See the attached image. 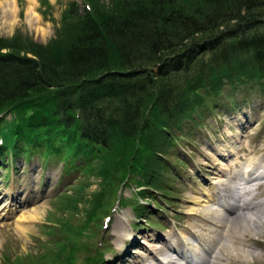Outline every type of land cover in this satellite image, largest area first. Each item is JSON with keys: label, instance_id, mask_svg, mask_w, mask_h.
I'll list each match as a JSON object with an SVG mask.
<instances>
[{"label": "trees", "instance_id": "trees-1", "mask_svg": "<svg viewBox=\"0 0 264 264\" xmlns=\"http://www.w3.org/2000/svg\"><path fill=\"white\" fill-rule=\"evenodd\" d=\"M108 9L77 15L71 4L63 16L77 28L29 42L30 58L15 46L1 53L0 40V113L15 115L11 138L36 150L50 148L47 132L63 136L85 173L99 163L104 186L119 173V183L139 177L143 196L147 187L165 195L163 158L179 119L227 87H264V0H115Z\"/></svg>", "mask_w": 264, "mask_h": 264}, {"label": "rangeland", "instance_id": "rangeland-1", "mask_svg": "<svg viewBox=\"0 0 264 264\" xmlns=\"http://www.w3.org/2000/svg\"><path fill=\"white\" fill-rule=\"evenodd\" d=\"M114 2L0 0V40L6 47L2 51L7 52V47L15 46L22 55L31 57V54L26 55L25 52L29 49V42L47 45L58 39L60 34L62 39L66 30L63 24L77 28L76 20L63 16L71 4L76 6L77 15H83L85 11L93 14H98L97 10L108 12ZM14 40L16 43H12ZM222 86L219 92H223ZM233 90L234 87L226 88L220 100L212 99L208 102L210 108H198L191 118L184 115L179 119L178 131L173 132V136L179 140L174 146L168 145L167 155L163 158L168 161L172 175L167 172L169 179L164 183L169 184L162 188L165 195L159 192L155 194L151 188H147L143 197L141 187L135 183L140 180L139 177L122 185L118 181L121 180L119 173L114 185L104 186V181L96 176L98 168H95L99 163L94 166L88 164L90 171L83 176L81 164L85 162L81 158L69 165V162L65 164L56 156L48 155L44 158V153L33 154L31 158L27 156V160L21 153H16L18 158L9 160L7 172L10 174L5 178V172L0 170L2 197L4 201L6 196L16 197L17 194L12 196L6 193L14 186L19 198L31 196L33 200L36 199L22 210H9V214L3 209L8 219L4 223L0 221V264H129L133 260L150 263L145 258L146 247L139 242L147 236L165 242L173 233L187 231L191 224L204 222L198 213L195 215L192 210L195 206L189 201L190 196L205 193L209 185L216 181L212 168L217 165L213 166L204 152L216 157L211 149L221 145L251 150L264 144V87L253 85L240 87L235 92ZM10 119L13 117L8 114L7 120ZM240 119L249 120L238 125ZM236 136L238 141L233 145L232 138ZM0 138H4L9 151V135L2 129ZM18 145L22 146L21 143ZM71 146L67 145L66 148ZM167 174H163V177ZM229 187L231 192L232 183ZM118 188H122L119 191L121 198ZM102 190L104 193L101 200L102 195L94 197ZM61 193L60 198H56ZM147 202L148 208L145 204ZM156 202L160 203L164 211L158 208ZM139 203H143L142 210L147 208L146 214L134 213V205ZM41 207L44 210L42 218L23 224L30 229L27 235L20 234L15 228L21 217ZM119 229L132 233L138 238V243L127 241L125 237L117 247L115 238ZM188 238L190 251L200 248L197 238ZM254 239L264 243L262 236H254ZM248 249L262 251L264 254V250L254 244H249ZM115 250L116 255L112 256ZM190 251L187 252L190 254ZM258 261L257 264H264V260ZM182 262L177 261L178 264Z\"/></svg>", "mask_w": 264, "mask_h": 264}, {"label": "bare ground", "instance_id": "bare-ground-1", "mask_svg": "<svg viewBox=\"0 0 264 264\" xmlns=\"http://www.w3.org/2000/svg\"><path fill=\"white\" fill-rule=\"evenodd\" d=\"M246 120L249 119H240L237 124L241 125ZM232 140L233 145H236L238 137ZM211 151L216 157L209 152H204V155L209 158L213 166L217 165L212 168L216 181L209 185L206 194L190 196L189 201L195 206L192 208L195 215L198 213V216L213 229L204 222L190 225L189 235L193 234L201 246V249H197L198 251L192 255H188L186 251L189 246L187 247L185 243L186 236L183 235L185 232L179 233V238L168 236L165 242H161L160 238L147 236L140 243L146 247L147 256L145 258L152 264H176L172 254L183 258L186 264H257L258 260H264L262 251L254 252L248 249L249 244H254L264 250V243L254 239V236L264 237V200L257 201L264 196V182L255 186L253 184L258 179L264 180V174L260 173L257 177L251 175L253 169L264 168V144L251 150L221 145ZM243 154L255 157L243 161ZM231 181L243 183L242 190L244 191L239 192L240 189H237L243 200L240 204L225 206L218 201V196L227 193L229 194L228 199L234 197L228 187ZM251 201L257 202L252 203ZM42 208L36 209L32 214L22 216L15 229L20 234L27 235L30 228L23 224H30L42 218L44 213ZM3 217V210L0 208V219H4ZM122 237L121 234L117 236L118 242ZM156 241L162 245L157 244ZM131 264L146 263L136 260Z\"/></svg>", "mask_w": 264, "mask_h": 264}]
</instances>
